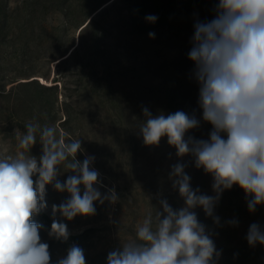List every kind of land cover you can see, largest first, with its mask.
Returning a JSON list of instances; mask_svg holds the SVG:
<instances>
[{"label": "rangeland", "instance_id": "374dc122", "mask_svg": "<svg viewBox=\"0 0 264 264\" xmlns=\"http://www.w3.org/2000/svg\"><path fill=\"white\" fill-rule=\"evenodd\" d=\"M218 0H0V155L17 151V135L25 130L24 120L56 126L66 139H80L77 159L94 157L92 167L106 193L115 188L119 201L96 203V214L71 221L59 213L70 236L89 230L82 249L86 264H107L109 252L135 238L137 225L151 213L155 221L162 211L161 199L179 209L184 205L169 178L172 165L184 163L193 189L214 195L213 178L197 169L194 158L176 156L163 138L158 146H146L139 133L146 107L153 116L182 110L194 114L200 126L189 131L196 139H208L211 124L203 121L199 108V85L188 52L194 23L210 21ZM105 7L86 26L94 9ZM155 15V23L145 17ZM155 33L150 38L149 33ZM75 49V50H74ZM37 80L52 87L39 92L36 86L21 87ZM37 89V90H36ZM66 103L69 104L67 113ZM68 114L70 119L66 120ZM7 150V151H5ZM31 155H42L39 143ZM71 173L61 166L58 179ZM35 179V177H34ZM68 193L46 188L47 219H34L44 227L41 241L49 245L51 264L66 255L73 244L50 237L52 205ZM198 219L213 232L221 256L249 254L264 262V245L250 246L249 226H264V205L250 213L245 193L234 185L225 190L214 209L220 225L201 208ZM236 219L238 226L227 222ZM238 259V258H237ZM237 264H246L243 261ZM247 264H252L251 262Z\"/></svg>", "mask_w": 264, "mask_h": 264}, {"label": "clouds", "instance_id": "9594fccd", "mask_svg": "<svg viewBox=\"0 0 264 264\" xmlns=\"http://www.w3.org/2000/svg\"><path fill=\"white\" fill-rule=\"evenodd\" d=\"M214 11L210 21L194 23L188 52L195 65L202 119L212 126L209 138L188 135L200 120L182 110L153 116L145 107L139 126L146 146H158L167 138L178 158L192 156L195 167L212 176L214 195L192 188L184 163L172 165L169 178L184 205L173 209L161 199L155 221L149 213L137 225L134 239L108 253L107 264H216L221 252L214 233L195 209L201 208L219 226L214 209L234 185L245 193L250 213L264 205V0H218ZM145 19L155 23L158 18ZM149 37L155 38V33ZM66 137L54 125L29 121L17 135L16 153L0 155V264H51L49 245L40 236L44 225L34 220L48 207V185L68 193L65 201L51 206L48 235L58 240L67 241L70 232L66 223L55 219L57 213L71 221L94 216L97 202L119 201L115 188L100 191L105 186L92 167L95 158L77 159L81 140ZM38 140L39 158L30 154ZM61 166L71 173L64 182L58 179ZM227 223L238 226L236 219ZM246 240L250 246L264 245V226L252 223ZM56 264H86L84 250L73 244Z\"/></svg>", "mask_w": 264, "mask_h": 264}, {"label": "trees", "instance_id": "16d2710c", "mask_svg": "<svg viewBox=\"0 0 264 264\" xmlns=\"http://www.w3.org/2000/svg\"><path fill=\"white\" fill-rule=\"evenodd\" d=\"M105 7H100V8H96L92 11L91 13V17L88 21V23L86 24V26H89L91 24H94L95 22V17L102 12V10L104 9ZM75 50V49H74ZM21 87H31V86H36L38 88V91L39 92H45V91H48L50 90L52 87H56V85L54 86H51V87H48V86H45V85H42L40 84L37 80H32L30 82H27V83H22L20 85ZM37 90V89H36ZM66 109H67V113L69 112V104L66 103ZM71 116L68 114V117L66 120L70 119ZM27 122H29L27 119L24 120V124H26ZM23 129L25 130V126L23 127ZM47 219V216L43 213H40L39 215L35 216L34 219ZM89 233V230L88 231H85L84 233L82 234H79V235H75V236H69V240L70 241H73L74 243H76V245H78L79 247L82 248L85 240L87 239V235ZM238 258V259H237ZM235 257V256H228V259H225L222 261L221 264H237V263H240V261H243L244 263H249L251 262L252 264H264V262L262 260H258V259H255V257L251 260L249 254H244V255H239L238 257Z\"/></svg>", "mask_w": 264, "mask_h": 264}]
</instances>
